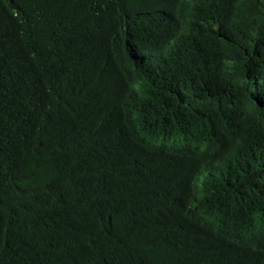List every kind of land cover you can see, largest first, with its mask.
<instances>
[{
	"label": "trees",
	"instance_id": "16d2710c",
	"mask_svg": "<svg viewBox=\"0 0 264 264\" xmlns=\"http://www.w3.org/2000/svg\"><path fill=\"white\" fill-rule=\"evenodd\" d=\"M261 213L264 0H0V264H264Z\"/></svg>",
	"mask_w": 264,
	"mask_h": 264
},
{
	"label": "clouds",
	"instance_id": "9594fccd",
	"mask_svg": "<svg viewBox=\"0 0 264 264\" xmlns=\"http://www.w3.org/2000/svg\"><path fill=\"white\" fill-rule=\"evenodd\" d=\"M187 1L189 0H181L182 6ZM243 6H245V4H243ZM188 15L189 14L187 12L181 10V13L175 19L174 27L176 28L174 32H175L176 39L174 40V42L176 41H180V42L196 41L198 44H202L206 46L203 43V39H202V33L205 31L206 28L204 25L201 24V20L205 19V17L197 13V18L190 20L188 19ZM110 28H113V27L110 26ZM169 50H170V47H166L158 51L157 53L166 54ZM191 134H193V132H190L188 137L196 140V138L192 136ZM226 146H228L229 151H232L234 148V142L226 141ZM223 163H226V160H223ZM209 177H210L209 175H203V176L200 175V179L203 178V183L208 182ZM260 220L264 223V215L262 213L260 214ZM216 233H218V230ZM207 237L211 238L210 236H207Z\"/></svg>",
	"mask_w": 264,
	"mask_h": 264
},
{
	"label": "rangeland",
	"instance_id": "374dc122",
	"mask_svg": "<svg viewBox=\"0 0 264 264\" xmlns=\"http://www.w3.org/2000/svg\"><path fill=\"white\" fill-rule=\"evenodd\" d=\"M200 181L203 182V178H201Z\"/></svg>",
	"mask_w": 264,
	"mask_h": 264
}]
</instances>
